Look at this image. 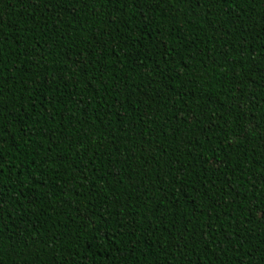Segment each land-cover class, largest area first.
Returning a JSON list of instances; mask_svg holds the SVG:
<instances>
[{
	"label": "trees",
	"instance_id": "1",
	"mask_svg": "<svg viewBox=\"0 0 264 264\" xmlns=\"http://www.w3.org/2000/svg\"><path fill=\"white\" fill-rule=\"evenodd\" d=\"M0 16V264H264V0Z\"/></svg>",
	"mask_w": 264,
	"mask_h": 264
},
{
	"label": "snow or ice",
	"instance_id": "2",
	"mask_svg": "<svg viewBox=\"0 0 264 264\" xmlns=\"http://www.w3.org/2000/svg\"><path fill=\"white\" fill-rule=\"evenodd\" d=\"M133 2H135V0H133ZM158 2V0H157ZM195 3H199V0H194ZM151 3H152V0H145V4L146 6L150 7L151 6ZM2 16H0V22H2ZM2 170V169H0ZM259 214L261 215V217H264V209H260L259 210ZM4 218V210L2 208H0V221H2Z\"/></svg>",
	"mask_w": 264,
	"mask_h": 264
}]
</instances>
